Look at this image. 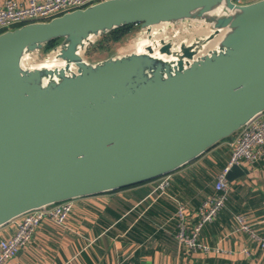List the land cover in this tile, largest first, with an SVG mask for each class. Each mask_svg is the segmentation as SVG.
<instances>
[{
    "label": "water",
    "instance_id": "1",
    "mask_svg": "<svg viewBox=\"0 0 264 264\" xmlns=\"http://www.w3.org/2000/svg\"><path fill=\"white\" fill-rule=\"evenodd\" d=\"M183 20L215 31L198 52L183 46L174 64L148 52L95 65L84 58L115 29ZM57 40L61 67L25 66L27 53ZM263 113L264 0H107L1 33L0 228L170 175ZM247 173L234 165L226 178Z\"/></svg>",
    "mask_w": 264,
    "mask_h": 264
},
{
    "label": "crops",
    "instance_id": "2",
    "mask_svg": "<svg viewBox=\"0 0 264 264\" xmlns=\"http://www.w3.org/2000/svg\"><path fill=\"white\" fill-rule=\"evenodd\" d=\"M228 141L141 186L73 199L66 227L44 221L29 244L5 264H264L261 242L238 231L244 221L264 238V160L244 164L248 173L230 182L225 207L201 231L200 241L223 253L188 252L177 239L179 206L185 207V224L193 229L204 200L216 192L218 174L229 163ZM15 232L14 221L4 225L0 241Z\"/></svg>",
    "mask_w": 264,
    "mask_h": 264
},
{
    "label": "built area",
    "instance_id": "3",
    "mask_svg": "<svg viewBox=\"0 0 264 264\" xmlns=\"http://www.w3.org/2000/svg\"><path fill=\"white\" fill-rule=\"evenodd\" d=\"M107 0H6L0 2V34L17 29L26 24L50 21L66 13L86 9ZM231 157L225 169L218 174L215 183V194L206 197L200 208V220L193 229L185 224V207L180 205L178 216L181 219L177 239L188 252L223 253L220 247H211L200 241L203 227L214 221L218 213L225 207L230 182L226 175L234 165H254L264 160V113L255 117L228 141ZM167 181L161 183L160 189L165 191ZM165 193V192H164ZM73 201H65L42 207L14 220L16 232L7 239L0 241V264L14 259L21 248L32 240L36 230L46 220L59 227H66L68 218L73 211ZM238 231L248 232L254 240L261 242L264 248V238H260L253 229L240 221ZM249 254L248 250L243 251Z\"/></svg>",
    "mask_w": 264,
    "mask_h": 264
},
{
    "label": "rangeland",
    "instance_id": "4",
    "mask_svg": "<svg viewBox=\"0 0 264 264\" xmlns=\"http://www.w3.org/2000/svg\"><path fill=\"white\" fill-rule=\"evenodd\" d=\"M255 1L258 0H235V2L238 4H248ZM154 27H157L156 28L157 33L153 31L155 30L153 29ZM153 28L152 27L143 28L139 25L136 27V31L132 35V37L123 44H121L120 46H118L117 48H115L112 52L101 53L97 55V57H95L94 59H90L87 56L88 52L92 48L90 47L85 51L84 58L89 64L95 65L106 59L113 57H118V56L121 57L133 53L142 54L148 52L157 59H164L160 57L163 55V57L166 58L165 60L171 63L173 62L175 63L176 61H174L175 60L174 58H177L179 55H181L182 53L181 48L183 46L198 52L202 48L199 47L200 42L206 39V37H209V35L211 36V34H214L215 31L211 25L204 24V22H197L193 20H183L172 23H163L160 25L153 26ZM151 30L154 33H151L152 32ZM100 38L96 39L95 41L97 42ZM218 38L219 35H216L215 39ZM60 45L61 43H59L56 47H54L52 50L47 52L45 51V48H43L39 51L28 53L24 61L25 66L28 68H35V66L36 67L45 66L49 57L57 52V50L60 48ZM165 47L168 48V53H167L168 55L165 54V50H164ZM212 47L213 46H211V43L206 45V48L208 50H212L215 48ZM158 54H160V56ZM170 55L172 56L173 59L171 58Z\"/></svg>",
    "mask_w": 264,
    "mask_h": 264
},
{
    "label": "trees",
    "instance_id": "5",
    "mask_svg": "<svg viewBox=\"0 0 264 264\" xmlns=\"http://www.w3.org/2000/svg\"><path fill=\"white\" fill-rule=\"evenodd\" d=\"M136 27H137L136 25L124 26V27L115 29L107 33L106 35L102 36L88 52L87 54L88 58L94 59L95 57H97V55L101 53L112 52L115 48H117L118 46H120L121 44H123L124 42H126L128 39L132 37V35L136 31ZM59 42L60 41L57 40V41H53L49 43L45 47V51L47 52V51L52 50L54 47H56L59 44ZM230 138L226 139L225 141L229 140ZM224 169L225 167H223L222 170ZM141 185H136L134 187L141 186ZM126 189H123V190H126Z\"/></svg>",
    "mask_w": 264,
    "mask_h": 264
},
{
    "label": "bare ground",
    "instance_id": "6",
    "mask_svg": "<svg viewBox=\"0 0 264 264\" xmlns=\"http://www.w3.org/2000/svg\"><path fill=\"white\" fill-rule=\"evenodd\" d=\"M223 5H224V3H223ZM153 28V27H152ZM157 27H154L153 29H155V30H153L154 32H156L157 31V29H156ZM152 31V30H151ZM151 32V33H154V32ZM228 31V30H227ZM157 33V32H156ZM226 34H227V32L226 31H224L221 35H220V38L218 39V40H214L213 42H212V45L211 46H218V45H220L221 44V42H222V40H224V38H225V36H226ZM151 35V34H150ZM153 36V35H152ZM156 36V35H155ZM154 36V37H155ZM93 37H94V34H90L88 37H87V39H85V40H83V42H82V44H80V45H78L77 46V48H76V52H77V54L78 55H82V53H83V51L85 50V48L87 47V45H88V43H90L91 41H92V39H93ZM208 45V44H207ZM154 47V46H153ZM152 47V48H153ZM212 47V48H213ZM64 48H67V45H64ZM63 48V49H64ZM208 48V47H207ZM158 49V48H157ZM156 49V50H157ZM62 51H64V50H61V51H59V52H56V53H54L52 56H50L49 57V59L47 60V62H46V65H48L50 68L51 67H61L62 65H63V62L61 61V59H60V56L62 55ZM155 51V50H154ZM181 51H182V49H181ZM207 51V50H206ZM156 52V51H155ZM159 53V52H158ZM28 54V53H27ZM155 54V53H154ZM159 56H160V54H158ZM162 55V54H161ZM166 55H168V54H166ZM165 55V56H166ZM171 56V55H170ZM26 57H27V55H26ZM161 58H164V59H166L165 57H163V55L162 56H160ZM171 58H172V56H171ZM173 59V58H172ZM175 59V58H174ZM172 61V60H171ZM36 67V66H35Z\"/></svg>",
    "mask_w": 264,
    "mask_h": 264
}]
</instances>
